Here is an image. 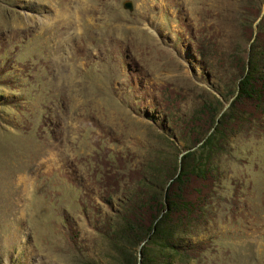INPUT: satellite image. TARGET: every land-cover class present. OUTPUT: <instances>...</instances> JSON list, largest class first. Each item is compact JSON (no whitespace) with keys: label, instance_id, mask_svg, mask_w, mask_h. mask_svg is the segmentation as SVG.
Masks as SVG:
<instances>
[{"label":"rangeland","instance_id":"374dc122","mask_svg":"<svg viewBox=\"0 0 264 264\" xmlns=\"http://www.w3.org/2000/svg\"><path fill=\"white\" fill-rule=\"evenodd\" d=\"M251 7L0 0V264H121L102 233L122 203L145 208L129 194L138 180H160L206 135L199 105L221 99L210 84L227 94ZM223 127L170 221L193 246H152L144 264H264V107L237 102Z\"/></svg>","mask_w":264,"mask_h":264},{"label":"trees","instance_id":"16d2710c","mask_svg":"<svg viewBox=\"0 0 264 264\" xmlns=\"http://www.w3.org/2000/svg\"><path fill=\"white\" fill-rule=\"evenodd\" d=\"M251 2L252 7L249 9V14H245L246 19L243 20L242 16V22L245 25L242 28L243 43L239 45V56H236L238 58L234 59V71L228 78L230 79L229 85L224 87L227 94H223L217 86L210 84V87L219 93L221 99L217 96L212 97L214 105L207 101H203L199 105V114L205 118L203 127H206L204 131L207 132L206 135L194 139L191 144L195 141H197L196 144L200 143L195 144L196 146L194 145L192 150L179 157L178 171L177 167H174L156 181L147 177L138 180V184L135 183L129 194L144 201L145 208L143 206L137 208L135 202L131 201L122 203L121 205L125 209L124 214H120L119 221L113 224L112 232L102 233L108 250L116 253L121 264H136L135 255L132 254L142 241V245L139 246L140 264L147 261L146 254L147 251L153 250L152 246L160 247L159 251H162L163 248L174 251L175 248L181 249L182 246H186L185 248L188 249L193 246L191 240L179 236L184 234L185 230H177L176 225L174 224V226L170 222L175 220L176 213L186 215L188 212L186 211L188 202L177 201V198H181L184 180L189 173L204 177L209 172L212 163L211 154L218 150L219 134L228 125L226 122V126L223 127L225 118L232 113L237 102L250 103L253 108L258 110L264 107V13L255 24V32L248 48L245 47L252 36L253 23L261 11L263 0H251ZM211 38L213 37L211 36ZM227 96L228 98H226ZM232 96L233 98L229 100ZM224 99L229 103L223 109L226 103H224ZM232 124L235 125V123ZM195 155L199 156L197 158L199 161H196L195 166H190L189 159ZM133 200L135 201V199ZM180 203L182 206H179ZM180 240L184 241L183 244L178 243V241L181 242ZM164 263L168 264L169 260ZM89 264L97 263L92 261Z\"/></svg>","mask_w":264,"mask_h":264},{"label":"water","instance_id":"95a60500","mask_svg":"<svg viewBox=\"0 0 264 264\" xmlns=\"http://www.w3.org/2000/svg\"><path fill=\"white\" fill-rule=\"evenodd\" d=\"M122 6H123V8H126V9H130L131 8V6H130V2L129 1H126V2H124L123 4H122ZM264 13V4H263V6H262V8H261V11H260V13H259V15L257 16V18H256V20H255V22L253 23V33L255 32V24L257 23V21L260 19V17H261V15ZM252 40V39H251ZM233 98V96L229 99V100H231ZM228 103H229V101L228 102H226L225 104H224V106H223V109L228 105ZM200 143V142H199ZM199 143H197V144H199ZM196 144V145H197ZM195 145V146H196ZM195 146H193L192 148H188V149H185V150H183V151H181L179 154H178V161H179V157L182 155V154H184L185 152H187V151H189V150H192ZM179 170V163H178V167H177V171ZM142 243H143V241L140 243V245H142ZM139 245V246H140ZM138 251H139V247H138Z\"/></svg>","mask_w":264,"mask_h":264},{"label":"bare ground","instance_id":"6f19581e","mask_svg":"<svg viewBox=\"0 0 264 264\" xmlns=\"http://www.w3.org/2000/svg\"><path fill=\"white\" fill-rule=\"evenodd\" d=\"M82 3V2H81ZM81 7H82V5H81ZM85 9V8H84Z\"/></svg>","mask_w":264,"mask_h":264}]
</instances>
